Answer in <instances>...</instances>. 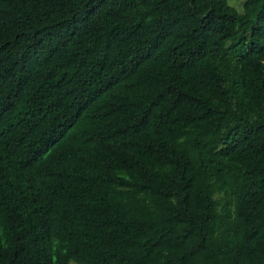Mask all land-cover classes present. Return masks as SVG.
<instances>
[{"label": "trees", "instance_id": "obj_1", "mask_svg": "<svg viewBox=\"0 0 264 264\" xmlns=\"http://www.w3.org/2000/svg\"><path fill=\"white\" fill-rule=\"evenodd\" d=\"M0 0V264H264V0Z\"/></svg>", "mask_w": 264, "mask_h": 264}, {"label": "rangeland", "instance_id": "obj_2", "mask_svg": "<svg viewBox=\"0 0 264 264\" xmlns=\"http://www.w3.org/2000/svg\"><path fill=\"white\" fill-rule=\"evenodd\" d=\"M245 0H233L231 4L236 7L237 9L241 10L242 9V4L244 3Z\"/></svg>", "mask_w": 264, "mask_h": 264}]
</instances>
